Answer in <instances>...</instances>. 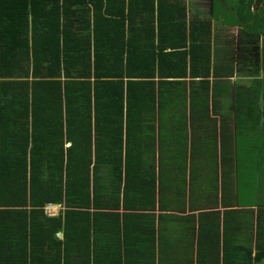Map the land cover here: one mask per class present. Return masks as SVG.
Instances as JSON below:
<instances>
[{"label": "trees", "instance_id": "1", "mask_svg": "<svg viewBox=\"0 0 264 264\" xmlns=\"http://www.w3.org/2000/svg\"><path fill=\"white\" fill-rule=\"evenodd\" d=\"M179 1L0 0V264H106L89 260L88 242L71 244L85 239L72 216L113 210L94 214L114 218L117 237L123 220L130 236L134 216L131 226L152 231L158 182L160 210L177 209L182 226L194 220L188 209L210 210L207 237L226 241L223 264L239 231L241 264H264L261 81L235 85L216 66L211 22L226 3L238 17L227 11V22L252 34L244 50L257 52L264 0H211L212 17L191 19ZM240 60L244 77H258L257 57ZM230 94L232 128L221 113ZM50 203L67 209L48 216ZM121 207L146 214L122 217Z\"/></svg>", "mask_w": 264, "mask_h": 264}, {"label": "crops", "instance_id": "2", "mask_svg": "<svg viewBox=\"0 0 264 264\" xmlns=\"http://www.w3.org/2000/svg\"><path fill=\"white\" fill-rule=\"evenodd\" d=\"M222 1L223 0H220V2ZM253 5H254L253 9L255 11L260 8V3L258 2L257 3L255 2ZM227 7L228 5L224 3V7L221 8L219 14L216 15L214 19L219 21V24H221L220 22H222V24L225 26V27L222 26L223 28L231 26L230 28L232 27L234 29L239 28L238 30L244 33L242 26L230 24L229 22H227V20L224 19V14H226L227 11L228 12L231 11ZM212 15L210 16L212 17ZM222 35L225 36L224 34ZM262 36L263 34L260 35V37ZM212 38H213L212 43L214 47L215 39L217 40H221V39L218 36V34L216 33L213 34V32H212ZM229 43H231V41H229ZM238 50H243L242 46ZM216 52L217 51H215V53ZM218 55L219 54L217 52L216 59H219V61L216 62V66L220 67L221 69H225L226 72L225 76H228V78H233V80L231 79L230 80L234 83L236 80L235 74H237L235 66L237 63L240 64L239 62L240 59L238 55H236V53L233 55L232 53L229 61L227 59H222L221 56L218 57ZM168 126L172 127V124H169ZM155 127H156V136L158 137L159 135L158 122H156ZM191 132L192 131L189 130V134H191ZM70 145L71 144L68 143L66 146L69 147ZM158 148L159 147H158V138H157V149ZM189 164H190V160H188V165ZM156 165H157V175H158L159 161H156ZM188 170H190V168ZM189 190L190 189H188V191ZM164 191L165 194L169 193V194L177 195V193L174 190H170V189L167 190L166 188ZM160 193H161V188L159 187V182H158L156 186L157 203H156V209L154 211L155 223L153 225L152 231H149L148 229L149 227L146 224L139 226L137 229L131 226L136 222H138V219H140L135 217L134 214L135 215L146 214V211L126 210L123 207H121L118 212H120L122 217L125 213L128 214L130 213L134 216L132 220L134 221V223L130 224L132 232L130 236L126 238L125 237L126 229L124 230V232L120 234L121 229H123L125 225V220H123L120 229L116 230L117 231L116 233L118 234L117 237V235H114L110 230V225L112 226L114 224L115 219L111 218V216L108 215L95 216L96 214H94V212L109 213L111 211L112 212L114 211L91 208L90 211L92 212V214L90 216H86V215L72 216L74 220L70 221V223L71 224L73 222L76 223L74 224V226H76L75 230L78 231L79 229L81 232H83L85 239L83 241L72 240L71 244L77 248L79 245L84 246V244H87L88 242L89 251H84L83 248V252L89 258V260L91 262L101 261L100 258L105 255L106 264H114V262L109 263L107 261H111L112 257L115 256L118 257V255H121V258L120 259L117 258L118 259L117 264H124L126 262L128 264H134V263L143 264L146 262H153L154 264H218L220 262V264H223V258L225 261L228 254L227 252H224L226 250V248H224L226 241L223 239L218 240L220 242L219 244L220 249L218 252L219 257H218L216 251L217 250L216 246L218 241H211L207 237V235H209L208 233L210 226V222H209L210 210L197 209L196 211H191L188 209L185 215L187 217L191 215V217L194 220H191V223L182 226V223H179V221L180 220L183 221V220L179 216V212L177 209L169 208L167 211L160 210L159 208ZM197 194H199V190H197ZM188 198L190 197L188 196ZM47 207L50 209V211L53 212L52 214H48V216H57L59 214H64L65 210L67 209L65 204L50 203L47 205ZM220 210L222 212L220 216L221 237H222L225 233L223 227L224 226L223 212L225 210V207H221ZM161 212L166 216L165 218H160L163 219V221L159 220V214ZM125 217L126 216H124V219ZM200 221L205 224V226L202 229L200 228ZM65 228L66 227H64V230L58 231L57 237L59 239L62 240L65 239V234H64ZM89 229L93 230L92 236H88L87 234V231ZM202 230L204 231L205 237L199 239V232H202ZM240 243H241V234L239 231L238 239L236 238V236H234L233 239L229 240V245H228L229 248L233 247L232 249L230 248L228 250L232 253L230 254L229 257V263L232 262V264H241L242 252L240 251V246L236 249V245H239ZM75 252H77V249ZM254 254H255V250H254ZM49 255L54 256L55 251H51ZM40 256L43 257V254H40ZM27 257L29 259V256ZM41 264H45V262L41 261Z\"/></svg>", "mask_w": 264, "mask_h": 264}, {"label": "rangeland", "instance_id": "3", "mask_svg": "<svg viewBox=\"0 0 264 264\" xmlns=\"http://www.w3.org/2000/svg\"><path fill=\"white\" fill-rule=\"evenodd\" d=\"M179 2H181V4L183 2L184 4L187 5L186 12H187V17L189 19H191L193 17L207 18L212 14V12L215 13V8H213L211 0H180ZM253 11H254V9H253ZM253 11H252V13H253ZM230 13H231V11H230ZM246 14H247L246 19L248 21L252 20V14L249 11ZM230 15L233 17V19L230 21L236 20L238 18L237 15H235V14L231 13ZM226 16H227V14L225 15V17ZM213 20H214V23H213V29L214 30L212 29L213 34H215V33L218 34V36L221 39V40L215 39V41H214L215 46L213 47V50L218 52V54H219L218 57L221 56L222 59H228V56L225 53V51H227V50L232 52L233 55L236 53V55H238L239 59H247V58L252 59V58L258 56L257 55L258 53L254 52L253 49L252 50L248 49L247 52L244 50L245 46H247L249 43L253 44V42L251 40H246L247 36L243 32L239 31L238 30L239 28L238 29H234L233 27L230 28L231 26L228 25L229 27H226L227 28L226 29V28H223L225 26L222 24V22H220L221 24H219V21H217L213 18H212L211 22H213ZM252 26L253 27L251 28V30L261 28L262 32H264V21L259 22V23L253 22ZM222 34H224L225 36H223ZM263 37H264V34H263ZM228 40L231 41L232 45H231V43H229ZM227 46H229V47H227ZM241 46H242L243 50H238ZM260 52H261V56L263 55L262 56V58H263L264 57V49H262ZM216 57H217V55L214 56L215 64H216V62L219 61V59H216ZM239 62H240V64L237 63L236 64L237 67L235 66L237 74H235L236 80L234 83H235V85L251 86L253 83V78L246 77L247 76L246 74H244L245 77L243 76L244 69H245V71L247 70V68H245L244 65H247L248 61L245 62V64H243V60H240ZM261 72H262L261 73V76H262L264 74V65H263ZM230 79L233 80V78H230ZM230 82L232 83V81H230ZM237 82H240V83H237ZM234 83H232V84H234ZM233 100L234 99H233L232 94H230L229 96H226V97L223 95L222 104H221V108H222L221 113L224 115L229 114V118L227 119V121H228L230 128H232L233 127L232 125L234 124L233 114H232V109L234 107V101ZM262 126H263L262 129H264V124H262ZM241 197H242V190H241ZM250 217L255 219V217H252L251 215H250ZM254 230L257 231V224H255ZM87 234H88V236H92L93 230L89 229L87 231Z\"/></svg>", "mask_w": 264, "mask_h": 264}, {"label": "flooded vegetation", "instance_id": "4", "mask_svg": "<svg viewBox=\"0 0 264 264\" xmlns=\"http://www.w3.org/2000/svg\"><path fill=\"white\" fill-rule=\"evenodd\" d=\"M212 14H213V12H212ZM211 14V15H212ZM244 34H245V32H244ZM248 34H250V33H248ZM247 37V39L246 40H251V36H252V34L251 35H247V34H245ZM260 44H259V46H258V51H257V58H258V65H259V70H257L256 72H255V74L256 75H258V77H255V78H253V83H254V80L255 79H258V80H260L261 82L259 83V85H260V87L262 88V92H261V95H260V97H261V99L260 100H262V108H263V110H262V112H261V116H262V122H263V124H264V74L261 76V70H262V68H263V65H264V57L262 58V56H261V50L262 49H264V39H263V36L262 37H260ZM245 48H251L250 47V45H247V46H245ZM263 97V98H262ZM221 208V207H220ZM220 208H219V210H220ZM234 209H236V210H240V209H243V208H240L239 206H235L234 207ZM247 209H249V210H254V212H255V215L257 216V213H258V210H259V208H258V206H256V205H254V206H251V207H247ZM227 209L225 208V210H224V212H223V214H225V211H226ZM221 211V210H220ZM255 216V217H256ZM264 222V221H263ZM254 238L256 239V231H255V233H254ZM255 239H254V242H255ZM256 245L254 244V247H255Z\"/></svg>", "mask_w": 264, "mask_h": 264}, {"label": "built area", "instance_id": "5", "mask_svg": "<svg viewBox=\"0 0 264 264\" xmlns=\"http://www.w3.org/2000/svg\"><path fill=\"white\" fill-rule=\"evenodd\" d=\"M46 212L48 213V214H52L53 212L52 211H50V209L48 208V207H46Z\"/></svg>", "mask_w": 264, "mask_h": 264}]
</instances>
